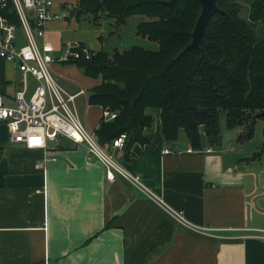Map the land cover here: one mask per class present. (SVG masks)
Segmentation results:
<instances>
[{"label":"crops","instance_id":"crops-1","mask_svg":"<svg viewBox=\"0 0 264 264\" xmlns=\"http://www.w3.org/2000/svg\"><path fill=\"white\" fill-rule=\"evenodd\" d=\"M71 22L51 21L40 45L48 42L57 54L85 45L86 31ZM52 69L68 92L84 91L78 112L95 133L103 109L89 104L84 87L100 80L75 65L54 63ZM6 79H17L16 72L0 63V80ZM146 113L153 118L144 131L149 143L135 144L129 158L121 149L112 153L169 208L206 231L180 224L121 175L109 182L84 144L63 138L52 148L20 147L0 122V264H264V157L249 160L259 151L255 136L239 142L226 132L219 145L196 151L179 135L176 149L165 154L170 146L161 111Z\"/></svg>","mask_w":264,"mask_h":264},{"label":"trees","instance_id":"trees-1","mask_svg":"<svg viewBox=\"0 0 264 264\" xmlns=\"http://www.w3.org/2000/svg\"><path fill=\"white\" fill-rule=\"evenodd\" d=\"M81 0L71 10L80 21L88 16L98 24L113 20L120 30L129 19L144 16L136 27L139 37L158 44L157 51L133 47L110 55L105 50L81 56L65 65H75L100 84L90 89L88 102L112 113L102 117L95 135L111 151L114 140L126 134L125 158L135 144L149 143L144 131L153 124L148 108L161 111L162 133L167 146L177 143L184 130L193 150L219 145L220 118L228 129L244 127L239 142L251 140L257 122L264 120V0H253L247 19L241 17L236 0H216L223 13L207 23L201 51L188 50L192 33L202 12L195 0ZM0 16L17 26L19 18L13 2L6 0ZM102 40V39H101ZM86 47L84 44H82ZM3 147H0V157ZM264 157L263 142L249 160Z\"/></svg>","mask_w":264,"mask_h":264},{"label":"built area","instance_id":"built-area-1","mask_svg":"<svg viewBox=\"0 0 264 264\" xmlns=\"http://www.w3.org/2000/svg\"><path fill=\"white\" fill-rule=\"evenodd\" d=\"M20 25L9 18L0 16V63L11 66L19 72L17 79L0 80V122L7 124L10 141L25 145L28 149H47L50 141L63 138L76 145L84 144L89 153L103 163L106 177L114 182L121 175L145 196L165 206L180 224L192 230L206 231L189 223L182 212L167 206L164 200L148 188L141 176L125 171L112 151L99 143L95 133L83 123L77 106V98L84 93L72 94L59 85L54 75V63H66L82 55L89 59L91 51L80 43L67 45L64 54H57L55 49L39 39L46 38L48 24L61 18V8L54 0H11ZM2 8L7 5L2 0ZM34 80L35 87L29 90V81ZM116 113L103 111L106 120L116 118ZM127 140L122 134L114 140L111 149L123 150ZM171 152L170 148L163 151Z\"/></svg>","mask_w":264,"mask_h":264},{"label":"rangeland","instance_id":"rangeland-1","mask_svg":"<svg viewBox=\"0 0 264 264\" xmlns=\"http://www.w3.org/2000/svg\"><path fill=\"white\" fill-rule=\"evenodd\" d=\"M80 1L81 0H62V2L56 3V6L58 8L61 7V4L66 6L65 10L60 11L61 19L69 20V21H72L71 23H73L75 18H70L71 10ZM236 2L239 3V5L241 6V12H240L241 17L244 19H247L250 13V5H251V2H253V0H236ZM145 20L146 18L144 16L134 17L132 19H129L126 25L121 27L120 30H116L113 26V23H114L113 20H108L106 18H103L98 24L94 25L93 23L90 22V18L88 16H84L79 21V29L86 31L88 41H90L92 45L88 41H83V42L85 43L87 48L89 50H92L93 52L105 50L108 53H110V55H113L115 49L124 51V50H129L133 47H141L147 50L157 51L159 49V46L157 43L152 42L148 39L141 38L136 33L137 25L140 22H143ZM5 74L9 76L10 74H12V71L7 70ZM54 75H55V72H54ZM16 77H17V80H19V78L21 77V74L18 71L16 72ZM28 85H29V90H32L35 87L34 80H30ZM59 85L62 86L60 83ZM84 89L87 92V94L90 93L89 92L90 90L88 87H84ZM85 98H86V95L81 96L79 98V102H81V104L82 102L84 103ZM220 127H221L222 137H223V133L230 132V133H234L236 136L238 135L237 140H238V137L245 131L244 127L228 129L225 115H222L220 118ZM263 127H264V120L261 119L257 122L256 128H255V134H254L255 137L253 139L254 141H252L253 142L252 144H257V146L259 147V148H256V151H258L262 145V142L258 141L259 140L258 136L260 137L263 136L262 134ZM180 135L185 140L187 139L184 130L180 131ZM116 161L119 162L117 159Z\"/></svg>","mask_w":264,"mask_h":264},{"label":"water","instance_id":"water-1","mask_svg":"<svg viewBox=\"0 0 264 264\" xmlns=\"http://www.w3.org/2000/svg\"><path fill=\"white\" fill-rule=\"evenodd\" d=\"M176 0H172L169 3H173ZM202 5V12L199 16V19L197 21V24L195 26V29L192 33V42L191 44L180 54L183 55L185 52L188 50H198L201 51L200 43L201 40L204 36L205 29L207 26V23L212 19V17L216 14L223 13L222 10H220L217 6V1L216 0H195ZM64 8V7H63ZM58 140L55 141H50L48 143L49 148L54 147L57 144ZM20 147H26L25 145L20 146ZM177 147L176 143H172L170 145L171 150H175Z\"/></svg>","mask_w":264,"mask_h":264}]
</instances>
